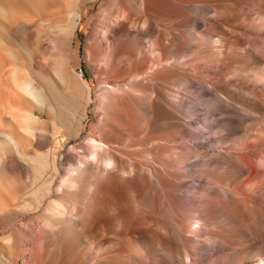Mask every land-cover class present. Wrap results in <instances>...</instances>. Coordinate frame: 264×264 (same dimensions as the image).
<instances>
[{
    "label": "bare ground",
    "instance_id": "1",
    "mask_svg": "<svg viewBox=\"0 0 264 264\" xmlns=\"http://www.w3.org/2000/svg\"><path fill=\"white\" fill-rule=\"evenodd\" d=\"M70 1L44 25L84 110L74 136L53 129L0 25V264H264V0H103L89 38L102 109L117 97L132 127L167 119L174 133L140 138L103 113L77 144L94 96L73 36L101 0ZM32 5L0 0V18L32 36Z\"/></svg>",
    "mask_w": 264,
    "mask_h": 264
},
{
    "label": "rangeland",
    "instance_id": "2",
    "mask_svg": "<svg viewBox=\"0 0 264 264\" xmlns=\"http://www.w3.org/2000/svg\"><path fill=\"white\" fill-rule=\"evenodd\" d=\"M2 1L4 3L7 2V0H2ZM15 1L19 4V6H20V4H22V0H15ZM73 1L79 2V1H83V0H73ZM68 2H71V1L70 0H34V1L32 0V4L34 3V5L36 6L35 7L32 5V8L34 10L31 8H30V10H29V8L24 9L22 7L21 9L24 12L23 16L25 15L26 19L28 18V20L37 21L36 22L37 24L31 30L32 36H29L28 34H25L22 32L14 31L13 29H11L10 27H8L6 25V21L4 18H0V25L3 28V30H5L6 40L9 41V43H10L9 44L7 42L8 46H6V47L8 49L14 51V53H16V55L20 57L19 59H18V57H16L15 58L16 60L10 59L9 63L11 64V62H12V64H13L15 62L13 64L14 66L17 63L16 66L18 65L17 66L18 68L21 66L20 67L21 70L20 69L19 70L22 72L23 71L26 72L29 70L30 74L28 72L27 73L29 75H31V77L34 76V78H33L34 80L43 84V86L46 88V94H47V98L49 100V103L51 104V107H53L52 112H51L52 118L47 119V120L50 121L53 129L57 128V129H60L62 132H66V133L74 136L77 132V129H78L77 123L84 116V110H83V107H81L80 105L77 106L75 104V102L73 101V98H72V93L70 92L71 91L70 88L68 86L66 87L65 83L63 85V82L60 81L61 80L60 77H58L57 73H55L56 69L53 68L54 63L52 62L53 60H54V62L56 61L55 57L52 56V54H54V51H53L54 45L52 43H50L48 39H46V36H48L51 33V30L49 31L44 25V21H46V20L49 22L51 19L55 21L58 18H60L59 17L60 15L63 16V12H64V10H66L65 7L68 4ZM102 3H103V0L96 2V3H88L87 6L83 8V13H82L83 17L80 20L78 27L75 31V34L73 36V46H72V52H71L72 61L71 62H72V67H73L74 71L73 70L72 71L75 72L76 75L77 74L84 75L86 81L88 82V84L92 88V95L94 96V99H93V102L91 103V105L89 107H87V106L84 107V109L86 108L88 110L89 118L84 122L85 130L83 131L81 137L78 138L77 140L72 139L71 142L75 143V144L81 143L88 138L89 132L92 130L91 124H96L99 121L100 117H102L103 113H106L108 115V117L110 116L111 121L107 117L108 122H109L108 124L111 123L113 125H115V123L117 122L116 120L118 118H120V121L124 120L120 117V115L125 116V115H123L124 113L119 114V116H117L120 110H121V112H123L122 109H120L119 107L117 108V106L114 105V104H116L114 101H117V99H118L117 97L112 98V100H110V102L108 101L109 103L106 106L107 109L105 108L106 110H103L101 107L102 102H100L101 99L99 98V96H96V95H98L97 93H99L98 91L100 89L99 79H101V77L103 75L102 74L103 64L99 59H96L92 56V52H91L92 51L91 50L92 43L89 40V38H90V35L94 29L95 21H96V15H97L98 11L100 10ZM39 4L44 6L43 9H46V12H44L43 10L39 11V9H38L40 7ZM19 6H17V7H19ZM41 7H40V9H41ZM62 7L64 8V10L62 9ZM38 11L40 13H38ZM26 15L29 17H27ZM10 33H11V35H10ZM26 35H27V37H26ZM51 56H52V58L50 59ZM22 66H24L23 69H22ZM25 67H26V69L28 68L26 71H25ZM62 69L61 70H62V72H64V74H69V72L67 71V68H62ZM29 105L32 107H30ZM29 105H28L27 109L30 107V108H32L31 110H34V111L39 110V105L36 102H31V104H29ZM111 107L113 108V110ZM31 110L29 109V111H31ZM108 110H109V112H107ZM113 112H116L117 114L113 113ZM145 119L147 120V118H142L137 125H139L140 123L143 125L142 121H144ZM165 120L168 121L167 119H165ZM165 120H161V122H160V120L148 122V123L146 122V124L144 121V126H142L140 124L139 127H137V128L134 125L132 127L131 126L132 124L129 120L128 121L124 120V122L122 121L121 126L124 130L127 129L126 131H128V132H130V130H133L135 128L138 133H141V134H139L141 136V137L139 136L140 138L147 136L149 134V132H150V134H155V135L157 133L158 134L162 133L164 135L165 134L167 135L169 133L168 131H170V133L173 134L174 128L171 127L172 128L171 129L169 127L170 125ZM147 121H149V120H147ZM5 122H6L7 127H9L10 129L18 128L17 124L14 123V121H12L11 119L10 120L6 119ZM155 122H156V124H161L162 126L164 124L165 126H163V127L167 128V129L169 128V130H167V129L165 130V128H162V126H160V125H159V127H157L158 125L154 124ZM124 123H126V124L130 123L129 127L128 126L123 127ZM126 124H124V125H126ZM153 124L156 126V127L154 126L155 129H157L160 132L154 131L155 129H152L151 126ZM145 125H147V126H145ZM141 126L145 129V131ZM159 128H162L165 131L162 130V132H161V129H159ZM138 129H139V131H138ZM146 130H148V132ZM171 130L173 132H171ZM170 133H169V135H171ZM72 143H67V149H69L72 146L71 145ZM165 157L167 158L166 155H165ZM167 159H169V158H167ZM244 181L247 182L248 179L246 178ZM113 191H114V189H112V192ZM189 195H192V193H189ZM245 195H250V194L245 193ZM49 202L50 201L47 200L44 207H46L49 204ZM196 215L199 216L198 211H196ZM29 218L30 217H28L27 220H29ZM6 236H8V235H6ZM0 238H1V236H0ZM25 242H26V244L27 243L29 244L28 239H26ZM3 245L5 246V248L7 247L5 242L3 243ZM7 249H8V247H7ZM182 249H185V248H182ZM18 264H26V262L22 261Z\"/></svg>",
    "mask_w": 264,
    "mask_h": 264
}]
</instances>
